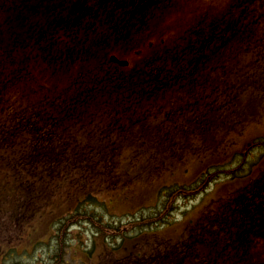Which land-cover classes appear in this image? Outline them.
Returning a JSON list of instances; mask_svg holds the SVG:
<instances>
[{"label": "trees", "instance_id": "obj_1", "mask_svg": "<svg viewBox=\"0 0 264 264\" xmlns=\"http://www.w3.org/2000/svg\"><path fill=\"white\" fill-rule=\"evenodd\" d=\"M162 5H165L163 0H0V182L4 183L0 186V222L16 226L17 230L13 234L17 235L18 240L34 237V221L43 217L42 212L51 202L47 198L54 192L48 188H64L62 176H59L60 168L67 179L75 172L84 178L81 167L98 162L94 156L97 148L90 142L62 144L51 142L49 138L39 140L32 137L33 133L49 132L45 126L52 120L65 119L78 125L85 122L92 124L96 121V113L101 119H105L121 111L122 118L128 120L124 127L113 133L126 137L124 142L128 147L124 149H129L132 158H137L143 154L142 150L148 149L146 146L149 145L150 134H159L162 126L172 132L165 123L154 126L144 116L147 106L143 103L151 100V93L173 94V102L178 101L179 94L182 97L186 95L180 106L176 107V114L172 118L179 119V122L171 119L169 124L174 123V131L181 128L194 133H199V129L191 125L197 127V124H201V118L194 117V112L198 113L200 109H197V100L193 95L199 96L200 88L204 89L203 85L214 89L215 84V88L233 93L228 94L233 98L226 99L223 103L213 100L214 103L210 106H215L214 118L213 112L207 111L212 125L205 119L203 131L210 128L214 131L216 123L229 125L232 115L240 110L239 98L244 93L250 92L251 95L264 98V0H232L224 11L213 14L210 18L204 17L202 31L198 30L201 26L190 29L201 40L186 41V47L189 48L187 52L185 45L180 44L174 50L151 55V61L159 59L162 63L160 68L165 67L163 71L167 73H162L163 80L158 74L147 73L150 76L147 77L148 81H144V73L156 66L147 60L133 67L136 69L134 71H140L134 73L137 75L135 78H141L142 83L138 80L135 82L134 79L132 84L136 86L124 87L129 85L128 73L121 74L127 78L118 81L116 68L112 69L110 66L108 70L102 64L111 53L109 44L112 37L106 29L114 28L113 23L122 17L125 18L124 22L130 23L132 19L128 15L132 14L129 10L135 13L136 21H142ZM116 41L112 43H119ZM209 42L213 45L212 49L208 51V56H203L204 47ZM27 44L38 45L43 49L34 57L36 60L38 54H41L43 58L38 63L42 65L50 59L66 63L74 62L76 58L80 60L83 56L88 57L86 62L89 66L78 68L76 78L68 84V88L46 87L41 96L29 101L30 105L29 102L24 106L20 105V99L9 92L6 79L10 77L11 82L17 84L23 77V68L27 69L28 66L22 65L20 51ZM53 47L57 49L55 54L47 52H51ZM95 47L106 50L98 66L99 57L94 53ZM174 55L176 57L173 58ZM30 57L28 53L27 58ZM211 61H215V82H210L207 75V65ZM227 62L230 65L227 66ZM148 88L151 89L150 92L146 91ZM143 96V99H139ZM159 102L162 104L164 100L160 99ZM34 111L40 113L36 115ZM183 111L188 112L184 119ZM22 113L30 118L23 121ZM32 118L36 120L37 126L31 133L27 124ZM111 140L113 141H105L100 146V155H104L108 161L110 155H114L110 151V145L113 146L115 141L119 145V151L123 150L120 149L122 138L112 137ZM101 171L105 173L104 170ZM79 184L73 179L70 185L76 187ZM173 186L166 185L160 189V197L165 196ZM83 192L74 205L52 222L53 229L58 230L55 243L59 252L56 258H60V250L63 248L59 231L65 217L81 213L92 220L98 213L102 214L100 209L105 207L94 190L85 188ZM260 192V195L254 193L246 198L234 196L228 203L229 207L217 210L215 215L213 212H205L190 226L184 237L178 242H170L164 251L143 255L144 253L139 254L134 248H130L132 250H127L129 254L121 259L106 262L103 258L99 264H264V191ZM145 220H149V217H145L143 221ZM4 231L5 229H0V234ZM136 234L128 236L135 238ZM5 242H8L6 236L0 235V263L5 261L7 264L10 258H14L9 256L26 258L31 253L25 248L27 252L22 255L15 244L4 248ZM39 243L45 244L44 240ZM52 248L54 246L50 249Z\"/></svg>", "mask_w": 264, "mask_h": 264}, {"label": "rangeland", "instance_id": "obj_2", "mask_svg": "<svg viewBox=\"0 0 264 264\" xmlns=\"http://www.w3.org/2000/svg\"><path fill=\"white\" fill-rule=\"evenodd\" d=\"M163 1L165 5L151 11L145 20L136 21L135 13L129 10L132 14L128 15V18L132 19L130 23L124 22L125 18L122 17L113 23L114 28L106 29L112 40L109 44L111 53L104 62L102 58L106 50L103 47H95L94 53L99 57L97 66L102 62L106 69L109 68L108 70L110 66L112 69L116 68V74L119 75L118 81L129 76V85L124 86L126 88L136 86L132 84L134 79L135 82L138 80L142 83L141 78L136 79L137 75L134 73L140 71H134L136 69L133 67L147 60L151 61V55L174 50L180 44L186 47L188 40L191 42L201 40L197 33L190 29L201 26L198 30L202 31L204 17L210 18L213 14L224 11L232 0ZM114 41L119 43H112ZM210 43L204 47L203 56L209 55L208 51H211L213 46ZM77 48L80 49L79 44ZM185 49L187 52L189 48ZM40 50L43 49H40L38 45L27 44L20 51L22 65L28 66L27 69L23 68L25 71L23 77L17 84H13L10 77L6 79L9 92L20 99V105L24 106L29 101L36 100L46 87L68 88V84L76 78L78 68L89 66L86 62L88 57L83 58L82 55L80 60L76 58L74 62L63 63L60 60L51 61L50 59L42 65L38 63L42 57L41 54H38L36 60L34 59ZM56 51L57 49L53 47L51 52L50 50L47 52L55 54ZM59 52L61 53V49ZM28 53L30 58H27ZM113 55L122 60L128 59L130 64L128 67L122 66L127 68L120 67L119 63L112 58L109 60V57ZM151 62L156 66H152L149 72L144 73V81H148L150 76L147 73L158 74L160 77L162 73H167L163 71L165 67L160 68L162 63L159 59ZM213 62L215 64V61H211L207 65L210 82H215L216 71ZM228 65L230 63L227 62ZM123 73L128 75H121ZM202 87L204 89L200 88L199 96L193 95L197 100V109L198 107L200 109L198 113L194 112V117L199 116L201 124H197V127L191 125L199 129V133L187 132L181 128L174 131V123L169 124L173 115L176 114V107L180 106V102L186 95L182 97L179 94L178 101L173 102L171 99L174 97L173 94H150L153 101L148 100L143 103L147 106L144 116L149 118V121L155 124L154 126L158 124L162 126L160 124L165 123L172 132L162 126L159 134H150L149 145L146 146L148 149L142 150L143 154L137 158H132L131 151L124 149L128 147V144L124 142L126 137L113 133L116 129L124 127L128 120L122 118L121 111L105 119H101V116L96 113V121L92 124L85 122L83 125H78L65 119H56L46 124V131L49 130V132L33 133V138L39 140L49 138L51 142L62 144L90 142L94 148H97L94 156L98 162L95 165L86 164L81 167L84 178L75 172L67 179L63 169H59L64 188L56 189L52 185L48 188V190H54L47 198V201L50 199L51 202L42 212L43 217L35 219L32 239L18 240L17 235L13 234L17 227L0 222V229H5L0 235L6 236L8 241L4 243V248L9 244H15L18 247L17 251L22 255L27 252V249L31 252L26 255V258L9 256L14 258H10L7 264H99L103 258L106 262L116 258L121 259L129 254L127 250L133 248L139 254H155L158 250L164 251L168 241L176 242L184 237L190 225L196 223L205 212H213L215 215L217 210L229 207L228 203L234 196L246 198L254 193L260 195V191H264V98L251 95L250 92L244 93L239 98L241 99L239 112L232 113L230 122L232 126L216 123L214 131L211 128L203 131L202 126L207 119L212 125L208 112H213L212 118L215 115V106L210 105L215 101L223 103L226 99L233 98L228 95L233 93L215 88V84L214 89L207 85ZM254 89L259 91L256 87ZM150 90L146 89L149 92ZM208 92L211 93L210 96ZM143 98L144 96L139 99ZM160 99L164 100L162 104L159 102ZM30 104L29 102L28 105ZM34 113L37 115L40 112L34 111ZM182 114L184 119L188 112L183 111ZM21 118L26 121L30 116L22 113ZM172 120L179 122V119ZM28 122L27 126L32 133L37 122L34 118ZM112 137L122 138L120 149L123 150L119 151V145L114 140L113 146L110 145V151L114 155H110L108 161L104 155H100L102 149L100 146L105 141H113ZM130 137L132 136H128ZM67 154L71 155V153ZM112 157H114L113 160ZM73 179H76V184L79 182L80 184L72 187L70 184ZM3 184V181L0 182V186ZM166 185L173 188L165 196L160 197V189ZM85 188L94 190L97 198L105 203V207L103 210L100 209L102 214L98 213L92 220L81 213L74 214V217L70 216L71 214L65 217L59 231L62 233L59 236L63 241V248L60 250V258H56L59 252L55 243L56 238L58 239L56 236L58 230L53 229L52 222L55 217L74 205L84 194ZM145 217H149V220L143 221ZM71 223L74 224L71 225ZM30 230L32 232V226ZM126 233L137 234L135 238H130ZM42 240L45 244L39 243ZM52 246L54 248L50 249ZM1 256L2 252H0V260ZM30 261L33 262L29 263ZM0 264H6V262L3 261Z\"/></svg>", "mask_w": 264, "mask_h": 264}, {"label": "water", "instance_id": "obj_3", "mask_svg": "<svg viewBox=\"0 0 264 264\" xmlns=\"http://www.w3.org/2000/svg\"><path fill=\"white\" fill-rule=\"evenodd\" d=\"M113 59L117 62H119L122 65H127L128 61H124V60H119L117 57L113 56Z\"/></svg>", "mask_w": 264, "mask_h": 264}]
</instances>
